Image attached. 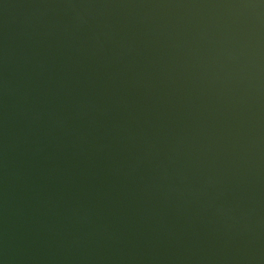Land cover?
I'll return each instance as SVG.
<instances>
[{
  "label": "water",
  "instance_id": "obj_1",
  "mask_svg": "<svg viewBox=\"0 0 264 264\" xmlns=\"http://www.w3.org/2000/svg\"><path fill=\"white\" fill-rule=\"evenodd\" d=\"M0 264H264V0H0Z\"/></svg>",
  "mask_w": 264,
  "mask_h": 264
}]
</instances>
